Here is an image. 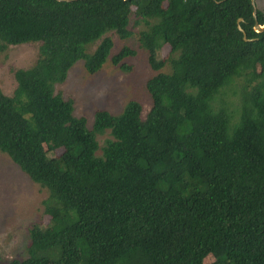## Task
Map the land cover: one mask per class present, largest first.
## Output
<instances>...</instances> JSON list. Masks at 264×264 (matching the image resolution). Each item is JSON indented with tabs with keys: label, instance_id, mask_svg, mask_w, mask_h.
I'll return each instance as SVG.
<instances>
[{
	"label": "trees",
	"instance_id": "16d2710c",
	"mask_svg": "<svg viewBox=\"0 0 264 264\" xmlns=\"http://www.w3.org/2000/svg\"><path fill=\"white\" fill-rule=\"evenodd\" d=\"M252 10L250 0H0V53L38 44L13 70L12 93L0 90V153L47 193L46 223L7 264H264V28L253 29L264 12ZM131 18L144 25L150 107L96 109L87 126L54 85L78 60L97 72L106 34L126 39ZM134 54L122 46L109 62L128 70Z\"/></svg>",
	"mask_w": 264,
	"mask_h": 264
},
{
	"label": "rangeland",
	"instance_id": "374dc122",
	"mask_svg": "<svg viewBox=\"0 0 264 264\" xmlns=\"http://www.w3.org/2000/svg\"><path fill=\"white\" fill-rule=\"evenodd\" d=\"M256 9L264 12V0H253ZM129 21L131 35L120 39L114 32L106 35L111 38L112 47L107 60L94 74L85 72L82 61H76L67 71L64 81L54 85V93H60L63 98L70 99L73 115L83 117L90 126L92 114L96 109H104L112 114L118 113L127 100H135L141 105V115L144 117L150 107V99L145 90V81L153 74L147 64V53L139 46L138 32L144 25ZM95 45L88 48L91 50ZM122 46L133 49L135 54L122 59L129 66L123 70L109 62V56ZM37 42H27L8 45L0 53V90L10 95L14 88L13 70L30 66L37 56ZM167 53V47L162 46L161 56ZM164 70L167 67L163 68ZM236 85H230L224 90V100L230 110L238 106V91ZM217 104V103H216ZM110 139L108 130L95 134L100 147L105 139ZM99 150L96 151V154ZM46 191L33 183L5 155L0 153V261L2 264L12 258L25 257V246L29 240V228L32 224H45L47 217L42 212V200Z\"/></svg>",
	"mask_w": 264,
	"mask_h": 264
},
{
	"label": "water",
	"instance_id": "95a60500",
	"mask_svg": "<svg viewBox=\"0 0 264 264\" xmlns=\"http://www.w3.org/2000/svg\"><path fill=\"white\" fill-rule=\"evenodd\" d=\"M250 2H251V5H252V7H253L252 15H253V17H255V6H254V3H253V0H250ZM239 21H241L240 18L237 19V22H239ZM263 28H264V23H263L262 25H258L257 23H254V25H253V29H254L256 32L262 30ZM237 29L242 33V38H243V40H246L245 35H244V32H243V30L240 28L239 25H237Z\"/></svg>",
	"mask_w": 264,
	"mask_h": 264
}]
</instances>
